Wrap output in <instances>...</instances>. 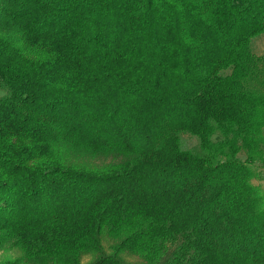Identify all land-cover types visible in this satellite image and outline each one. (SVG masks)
Segmentation results:
<instances>
[{"label": "trees", "instance_id": "trees-1", "mask_svg": "<svg viewBox=\"0 0 264 264\" xmlns=\"http://www.w3.org/2000/svg\"><path fill=\"white\" fill-rule=\"evenodd\" d=\"M263 33L264 0H0V264H264Z\"/></svg>", "mask_w": 264, "mask_h": 264}, {"label": "rangeland", "instance_id": "rangeland-1", "mask_svg": "<svg viewBox=\"0 0 264 264\" xmlns=\"http://www.w3.org/2000/svg\"><path fill=\"white\" fill-rule=\"evenodd\" d=\"M251 49L255 55L264 56V33L252 40ZM2 95H3V92L0 91V96ZM263 135H264V132H263ZM181 146L183 149H190V150L196 149L198 147V140L197 138L192 137L189 134H186V133L181 134ZM263 151H264V145H263ZM239 157L241 159H244L245 153L241 152L239 154ZM110 159L111 158H109V160ZM109 160H106V158H102L101 160L98 161V163H102L104 161H109ZM253 183L255 185H260L262 188H264V171L261 172L260 179H254ZM108 246L109 244L107 243L106 240H104V247L106 248V250H108ZM4 257L14 259L18 257V254L17 252H13V251L10 253H4L0 251V262L2 261L1 259H3ZM122 259L126 264H140L141 263L140 259L130 254H123ZM91 260H92V257L90 255H85L82 258L81 264H88L89 262H91Z\"/></svg>", "mask_w": 264, "mask_h": 264}]
</instances>
